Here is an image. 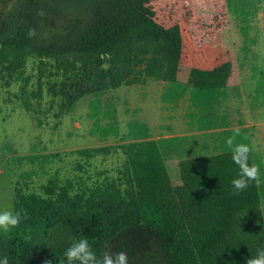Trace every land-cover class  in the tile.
Listing matches in <instances>:
<instances>
[{
	"label": "rangeland",
	"instance_id": "obj_1",
	"mask_svg": "<svg viewBox=\"0 0 264 264\" xmlns=\"http://www.w3.org/2000/svg\"><path fill=\"white\" fill-rule=\"evenodd\" d=\"M14 0H0V15ZM227 0H156L137 15L107 56L81 60L38 57L0 46V208L15 211V190L45 194L47 182L86 192L122 187L126 149L139 139L132 122L160 142L173 184L179 161L238 147L246 136L256 164L264 220V1L248 35ZM187 86L176 102L162 99L164 84ZM218 87L220 123L190 124L189 90ZM88 151V153L86 152ZM123 246L129 264H164L161 248L132 228L107 247Z\"/></svg>",
	"mask_w": 264,
	"mask_h": 264
},
{
	"label": "trees",
	"instance_id": "obj_2",
	"mask_svg": "<svg viewBox=\"0 0 264 264\" xmlns=\"http://www.w3.org/2000/svg\"><path fill=\"white\" fill-rule=\"evenodd\" d=\"M153 1L14 0L0 15V46L38 57L107 56ZM227 1L247 36L264 0ZM187 89L167 82L162 99L174 103ZM222 98L218 87L190 88V124L199 130L218 125ZM130 130L139 140L126 149L124 187L112 182L72 194L68 184L51 178L46 195L16 189L20 220L8 231L0 230V257H7L8 264H65L64 251L72 240L86 236L99 255L106 241L132 228L156 238L164 264H246L264 249L258 173L244 189L233 187L240 172L232 158L236 148L181 159L180 183L173 184L159 145L172 138L147 139V126L136 121ZM234 138L238 146L248 147L247 164L256 168L246 136L238 132Z\"/></svg>",
	"mask_w": 264,
	"mask_h": 264
},
{
	"label": "clouds",
	"instance_id": "obj_3",
	"mask_svg": "<svg viewBox=\"0 0 264 264\" xmlns=\"http://www.w3.org/2000/svg\"><path fill=\"white\" fill-rule=\"evenodd\" d=\"M29 35H35L34 29H29ZM247 146H238L233 153V162L239 166L238 177L231 183L236 190L244 189L247 183L257 176V169L247 164ZM20 211H13L10 208H0V230L8 231L18 224ZM110 241L105 242V247L97 254L93 243L86 236H80L71 241L64 251L65 264H129V256L123 246L114 248L107 247ZM0 264H8L7 257H0ZM43 264H50L45 260ZM246 264H264V249L257 251L255 257L247 260Z\"/></svg>",
	"mask_w": 264,
	"mask_h": 264
}]
</instances>
